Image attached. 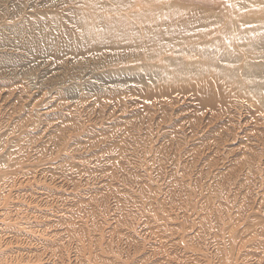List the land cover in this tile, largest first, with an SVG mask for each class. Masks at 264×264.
<instances>
[{
  "label": "rangeland",
  "instance_id": "rangeland-1",
  "mask_svg": "<svg viewBox=\"0 0 264 264\" xmlns=\"http://www.w3.org/2000/svg\"><path fill=\"white\" fill-rule=\"evenodd\" d=\"M0 264H264V0H0Z\"/></svg>",
  "mask_w": 264,
  "mask_h": 264
},
{
  "label": "bare ground",
  "instance_id": "bare-ground-1",
  "mask_svg": "<svg viewBox=\"0 0 264 264\" xmlns=\"http://www.w3.org/2000/svg\"><path fill=\"white\" fill-rule=\"evenodd\" d=\"M200 86H202L201 87V90H200V92H202V91H204V92H206L207 90H206V87H207V85H205V84H202V85H200ZM203 87H204V89H203ZM206 90V91H205ZM160 93H162V92H160ZM165 93V92H164ZM158 96V95H157ZM151 98V97H150ZM122 138V137H121ZM121 144H122V142H121ZM122 147V146H121ZM165 150V149H164ZM167 157V156H166ZM114 162V161H113ZM164 166V165H163ZM119 170H121V169H119ZM126 171V170H125ZM205 172V171H204ZM73 173V172H72ZM204 174V173H203ZM176 177V176H175ZM178 177V176H177ZM251 177V176H250ZM127 178V177H126ZM176 180V179H175ZM134 182V181H133ZM175 182V181H174ZM219 183V182H218ZM238 184V183H237ZM100 185H102V184H100ZM249 185V184H248ZM242 186V185H241ZM252 187V186H251ZM103 188V187H102ZM117 188V187H116ZM207 188H208V186H207ZM233 192V191H232ZM184 193V192H183ZM121 194V193H120ZM147 194V193H146ZM106 195V194H105ZM246 195V194H245ZM222 196V195H221ZM104 197V196H103ZM101 198V197H100ZM221 199V198H220ZM250 199V198H249ZM224 202V201H223ZM227 203V202H226ZM123 205V204H122ZM206 207V206H205ZM120 208H121V206H120ZM221 208H223V207H221ZM116 209V208H115ZM245 215V214H244ZM227 216V218H228V215H226ZM258 217V216H257ZM76 222V221H75ZM61 226V225H60ZM113 227V226H112ZM242 228V227H241ZM258 228V227H257ZM63 229V228H62ZM198 232V231H197ZM208 232V231H207ZM206 232V233H207ZM197 234V233H196ZM258 234V233H257ZM62 237V236H61ZM214 237V236H213ZM220 237V236H219ZM115 239V238H114ZM217 239V238H216ZM202 242V241H201ZM210 242V241H209ZM206 244H207V242H206ZM111 245V244H110ZM222 247V246H221ZM263 248V247H262ZM111 250V249H110ZM112 251V250H111ZM113 252V251H112ZM215 252V251H214ZM213 252V253H214ZM215 255V254H214ZM105 256V255H104Z\"/></svg>",
  "mask_w": 264,
  "mask_h": 264
}]
</instances>
